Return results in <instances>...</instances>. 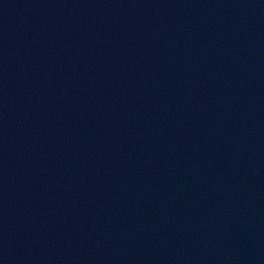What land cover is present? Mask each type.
Segmentation results:
<instances>
[{
  "label": "water",
  "instance_id": "obj_1",
  "mask_svg": "<svg viewBox=\"0 0 264 264\" xmlns=\"http://www.w3.org/2000/svg\"><path fill=\"white\" fill-rule=\"evenodd\" d=\"M43 140L264 172V0H0V146Z\"/></svg>",
  "mask_w": 264,
  "mask_h": 264
}]
</instances>
